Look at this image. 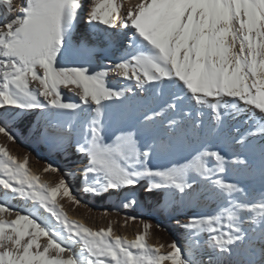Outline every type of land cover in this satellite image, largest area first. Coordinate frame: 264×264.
Instances as JSON below:
<instances>
[{
    "label": "snow or ice",
    "instance_id": "6c2138e0",
    "mask_svg": "<svg viewBox=\"0 0 264 264\" xmlns=\"http://www.w3.org/2000/svg\"><path fill=\"white\" fill-rule=\"evenodd\" d=\"M121 9L117 0H0V134L15 141L9 122L38 112L40 137L86 158L84 191L146 180L147 191L183 203L203 188L215 210L175 220L184 249L152 244L150 224L133 239L111 225L94 229L58 201L81 203L64 178L44 181L28 156L0 145V264H264V0ZM81 23L119 38L124 55L71 65ZM177 143L192 145L185 163L153 166ZM16 199L31 210L15 211Z\"/></svg>",
    "mask_w": 264,
    "mask_h": 264
},
{
    "label": "rangeland",
    "instance_id": "374dc122",
    "mask_svg": "<svg viewBox=\"0 0 264 264\" xmlns=\"http://www.w3.org/2000/svg\"><path fill=\"white\" fill-rule=\"evenodd\" d=\"M16 6L19 7L21 0H15ZM85 5L88 0L84 2ZM120 5H126L127 0H117ZM87 25L84 23L78 24L73 36L74 43L80 46V39L87 30ZM118 54L124 55L121 47H115ZM90 52H83L82 56L74 52L69 63L74 66L86 64L82 58L89 55ZM117 54V55H118ZM110 57L115 58L116 56ZM97 65L101 67L100 61L106 59V54L95 56ZM109 83L116 85L117 83L110 80ZM122 82V81H121ZM120 82V83H121ZM24 117H18L15 121H10L8 126L12 134L16 137L15 141L9 140L3 134H0V145L9 149L12 155L18 157L21 161L25 156L29 157V167L31 171L40 175L44 181L50 184H56L61 178H64L73 194L81 201L79 205L73 203L67 197H57L62 200L68 208L75 211H80L86 216L91 223H105L108 227L111 225L114 228H127L136 235L143 231L144 224H150L149 238H157L160 244L167 245L176 242L182 247L187 246V233L179 227L175 220L179 219L182 223L187 222L191 215L209 214L215 210L216 203L214 197L209 195L205 189L201 188L197 196L191 201L179 202L163 191L149 192L146 190L147 181H141L137 186L122 189L120 191H106L99 194H92L84 191L85 183L81 177L80 169L86 163V158L75 153L71 149L67 152L58 151L50 146L37 133V129L43 126V122L39 119L37 122L32 119L28 125L24 124ZM110 142V140H106ZM192 152L191 144L177 143L175 150L166 155L161 160L154 163L153 166H169L171 163L182 164L190 157ZM53 165L60 169V172H44L43 170L49 165ZM147 198V199H146ZM135 201V203H129ZM15 211L26 214L27 205H19L15 200L9 201ZM26 205V206H25ZM135 217V219H131ZM6 219H14L15 216L5 217ZM46 238H41V243L45 242ZM153 244V243H152ZM75 247V248H74ZM73 248L79 249L78 245Z\"/></svg>",
    "mask_w": 264,
    "mask_h": 264
},
{
    "label": "bare ground",
    "instance_id": "6f19581e",
    "mask_svg": "<svg viewBox=\"0 0 264 264\" xmlns=\"http://www.w3.org/2000/svg\"><path fill=\"white\" fill-rule=\"evenodd\" d=\"M85 1H87V0H84V2ZM140 2H141V0H127L126 5H124V6L122 5L121 10H122V12L126 13L129 8L134 7L135 5H137ZM88 3H89V0H88ZM88 3L86 4V6L88 5ZM81 35H82V37L80 39H77L80 42V46L76 50L77 55L82 56L83 52H90L89 55L84 56V58H82L84 63L90 64L92 67H99L97 65V60L95 59V56L101 55V54H103V55L106 54V59L100 61L101 66L107 65L109 62L115 63L119 60V57L121 55L118 54V51L115 49V47H117V46L121 47L120 39L114 37L113 39L110 40L106 36L103 27H100L97 30H93V29L87 27L86 32L84 34L82 32ZM121 51L124 52V49L122 47H121ZM110 54H112V56H114V57L116 56V59L110 57ZM109 76H111L110 80H113L114 82L118 83V78L115 76V74L110 73ZM120 82L121 81H119V83ZM63 91H64L65 97L67 99H69V100H75L76 99V97L67 89H63ZM39 117H40V113H38V112L34 113V114L29 113V114H27V117L23 119L25 121L24 124L25 125L30 124L32 119H34L37 122ZM58 201L61 204H63L66 212L72 218L80 220V221L84 222L86 225H88L89 227H92L94 229L107 228L106 227L107 225L105 223L101 222L100 224H96V223L89 222V220L86 218V216L84 214H82V212L75 211V210H72L71 208H68V206L65 203H63L62 200H60V199ZM15 203L19 204V205L26 204L28 211L31 210L30 204H27L26 202H24L22 200L16 199ZM114 231L116 234L122 235V236H127L129 239H133L136 236V233L131 232L127 228H124V229L114 228ZM151 243L160 244V241L157 240V238L152 236L151 237ZM74 248H73V250L75 251ZM78 250L79 249L76 248V251H78Z\"/></svg>",
    "mask_w": 264,
    "mask_h": 264
}]
</instances>
